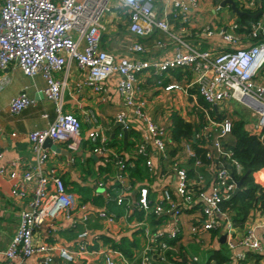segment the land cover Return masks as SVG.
I'll list each match as a JSON object with an SVG mask.
<instances>
[{
    "label": "built area",
    "instance_id": "built-area-1",
    "mask_svg": "<svg viewBox=\"0 0 264 264\" xmlns=\"http://www.w3.org/2000/svg\"><path fill=\"white\" fill-rule=\"evenodd\" d=\"M0 1V83L5 81L2 75L11 65L29 78L41 74L46 84L44 96L55 105L56 111L49 126L27 136L36 154L35 165L21 173L0 168V176L17 179L32 189L28 208L17 215L18 227L4 253V264H20L36 255L42 256L41 264H52L54 251L61 264H76V259L82 264H93L92 261L99 258L104 264L162 263L172 249L171 242L180 233L182 215L190 210L196 211V226L192 227V233L219 228L221 234L226 235L225 245L231 258L229 264L244 263L247 252H264V234L259 236L255 229H251L234 239L229 216L221 208V203L229 200L237 190L235 177L243 171L227 144L234 120L222 107L230 101L240 104L251 116V122L246 125L248 133L264 137L263 16L248 22L247 26L240 25L236 18L225 27H204L195 34L197 44L190 45L182 36L186 33L184 24L189 21L190 8L196 6L197 0H167L170 11L166 18L159 17L153 0ZM232 1L242 13L255 12L264 5V0ZM114 7L127 15L129 34L145 39L157 32L164 33L177 42L175 52L168 57H147L144 46L136 43L127 47L125 54L116 60L100 45L103 18ZM221 9V6L216 7L217 12ZM260 11L264 14V10ZM170 15L183 18L174 25L168 21ZM171 28H176L177 37L170 34ZM212 38H217L225 47L199 48L201 40ZM156 46L161 49L165 44L157 43ZM70 60L87 71L86 85L96 92L102 90L107 80L118 77L116 90L121 109L113 123L120 128L119 141L123 140L125 132L128 134L133 127H141L142 134L135 145L134 156L142 157L148 177L161 186L156 189L136 187L134 203L128 198L132 187L128 184L130 173L127 170L134 168L133 163L117 157L99 126L87 134L88 152L99 163L111 164L113 171L110 174L107 171L93 181V198H102L106 207L112 202L122 208L123 218L135 213L141 215L142 220L135 223L146 243L141 256L128 258L111 243L97 249L90 247L86 242L90 233L85 227L90 217L94 215L95 219L112 224L118 220L117 216L105 207L94 210L93 198L78 202L68 193L55 169H43L48 160V152L44 149L46 140L61 144L70 153L71 163L75 162L84 142L80 120L73 114L62 112L63 83L55 78V74L67 68ZM174 71H187L190 79L184 87L172 83L165 86L164 91L184 89L202 115L201 122L195 121L199 129L189 142L174 141L170 129L157 125L146 113L145 102L135 95L139 75L146 73L160 79ZM190 89L195 91L193 95L189 94ZM196 97L201 98L208 108L196 103ZM33 103L22 92L11 99L8 111L17 115ZM210 109L221 112L222 116L214 118ZM169 145L174 150H182V156H171L174 153L169 152ZM196 146L203 149L201 156L195 152ZM252 175L258 185H264V168ZM12 194L21 199L26 197V192L19 190L17 185ZM76 210L80 212L79 217H75ZM58 218L66 223L67 229L76 228L77 223L84 226L76 236L78 239L73 249L35 242L34 233L44 225L53 233L58 230L55 228ZM161 219L169 222L167 231L154 224ZM93 238L100 241L98 234ZM199 263L197 256H191L188 262Z\"/></svg>",
    "mask_w": 264,
    "mask_h": 264
},
{
    "label": "crops",
    "instance_id": "crops-1",
    "mask_svg": "<svg viewBox=\"0 0 264 264\" xmlns=\"http://www.w3.org/2000/svg\"><path fill=\"white\" fill-rule=\"evenodd\" d=\"M183 1L187 2L188 0ZM223 1L226 0H197L196 6L190 8L189 21L185 24L186 33L182 36L188 44H197L195 34L202 28L225 27L237 18L231 10L230 4L221 5ZM153 3L160 18L168 17L170 5L167 0H153ZM217 6L222 7L219 12L216 11ZM168 21L172 23L170 16ZM127 25V15L117 7H114L103 18L100 45L103 50L113 54L116 60H119V57L125 54L127 47L136 43L144 46L147 57H168L175 52L177 42L172 37L157 32L151 37L137 39L128 33ZM170 34L177 37L176 28H171ZM157 43H164L165 47L160 49L156 46ZM212 46L225 47L224 44L221 45L217 38H212L201 40L199 48L201 47L204 50L213 49ZM67 62V68L55 74V78L63 83L62 112L73 114L80 120L84 142L87 141L88 132L97 126L102 129L109 141L112 139L119 141L117 135L120 128L113 123L114 118L121 109L116 90L118 77L107 80L102 86V90L96 92L91 86L86 85L87 71L80 68L74 60ZM179 72H171L160 79L143 73L138 76L137 80L136 98L145 102V111L148 116L157 125L167 129L171 128L172 115L177 113L183 117V112L188 104V97L186 96L188 94L175 90L171 92L164 91V87L172 83L186 85L190 75L185 76L183 72ZM2 76L5 81L3 80L4 82L0 83V152L2 154L0 168L3 167L6 171L21 173L35 165L36 161V154L27 136L32 131L45 129L53 122L56 115L55 105L44 96L43 91L46 84L41 74L29 78L18 67L11 65ZM187 76L189 77L186 78ZM22 92L34 103L19 114L11 115L8 111L9 103L11 99ZM188 92L193 95L195 91L190 89ZM132 132L138 135V139L135 138L134 140L133 135L128 138L127 134L126 142H134L136 145L142 134L141 127H133L129 133ZM121 141L124 142V137ZM84 142L81 150L76 154L74 163L69 161L71 155L61 144L51 142L44 146V149L48 152V160L43 165V169L45 171L55 169L64 182L68 193L74 199H78V202L90 201L93 198V181L107 171L109 174L113 172L112 166L108 167L109 170L107 171L99 170V160L88 152ZM112 149L116 151L115 147ZM123 152L126 158L134 156L135 146L133 148L128 147ZM145 181L146 183L138 181L131 183L129 179L128 184L132 187L128 196L130 203H134L136 199V187L147 186L156 189L161 186L149 177ZM15 185L18 186L19 190L26 192L25 198L21 199L12 194ZM31 192L30 185L22 184L17 179L12 180L7 175L0 176V264L5 263L4 253L18 227L17 215L21 210L28 208ZM93 201L94 210L105 207L109 212L114 213L118 220L115 223L108 224L95 219L92 215L89 223L85 226L90 233L86 238V242L90 247L97 249L104 244L108 245V241L112 243L114 240L118 241L120 237H126L133 243V247L130 248V257L141 256L146 243L141 235L140 227L135 225L136 221L142 220L141 215L135 213L123 218L124 210L122 208L119 207L120 213H118V211H115L116 206H113L115 209H111L112 206L111 208L104 206L100 197L93 198ZM195 212V210L184 212L181 217L180 233L176 240L171 242L172 249L167 253V260L157 264H188L191 256H197L200 260L199 264H206L210 251L217 246V238L219 239L222 235V231L220 230V235H213L211 231L203 230L192 233V227L196 226ZM79 216L80 212L76 210L75 217ZM58 222L55 226L58 230L55 233L47 225L37 230L34 233L35 242L38 244L50 243L57 247L73 249L74 243L78 239L76 236L84 226L77 223L76 228L67 229L68 227L62 219L58 218ZM168 223L165 219L156 222V224H159L158 227L164 231L168 230ZM263 223L264 215L260 212H252L244 229H233L231 236L238 239L251 229H255V232L262 236L264 234ZM96 234L99 235L100 241L94 240L93 235ZM52 254V264H61L57 252L54 251ZM41 262L42 256L36 255L21 261L20 264H41ZM75 262H77L76 264L83 263L78 259ZM92 263L104 264L100 258L95 259ZM116 264H121V262ZM247 264H253V262H247Z\"/></svg>",
    "mask_w": 264,
    "mask_h": 264
},
{
    "label": "trees",
    "instance_id": "trees-1",
    "mask_svg": "<svg viewBox=\"0 0 264 264\" xmlns=\"http://www.w3.org/2000/svg\"><path fill=\"white\" fill-rule=\"evenodd\" d=\"M260 10H264V5L261 6V9H258L255 12L248 11L245 12L241 17L237 16V22L242 26H247L248 22L256 20L251 18L249 15L261 12ZM170 17L172 18V23L174 25L183 18L181 15H176L175 17L170 15ZM258 18H260V16ZM179 73H181V71ZM184 74L185 76L189 75L187 71L184 72ZM198 102L202 108H208L207 104L204 103L201 98H199ZM195 110L199 112L197 108H195ZM209 113L216 119L222 116L221 112L218 111L216 113L212 109H210ZM199 115L201 114L199 113ZM194 120L195 119L189 118L187 114L183 115V117L177 113L173 114L170 128L172 139L179 143L189 142L192 134L199 129L197 122ZM132 135L134 136V140L135 138L138 139V135L135 132L128 133V138H130ZM87 142L88 141L84 142L86 147L89 146L87 145ZM227 144L230 145L235 158L242 165L243 171L241 175L235 177L237 184L239 183V187L229 200L221 203V208L228 214L233 229H244L252 212H260L264 215V187L258 185L252 175L254 172L264 168V137L261 138L257 135L249 134L246 130V122L243 120H238L233 121L232 131ZM108 145L110 148L115 147V152L118 158H122L128 163H133L134 168H127L128 172L130 173L129 177L131 183L133 181L146 183L145 180L148 179V174L146 173V167L145 164H143L144 160L142 157L131 156L130 158H126L124 156V149L127 150L128 147L133 148L135 143H129V141H127L125 144L123 141L112 139L109 141ZM194 148L197 155L201 156L203 149L200 146H196ZM163 164L164 163H162V165ZM110 166L111 164L103 165L100 163L99 170L107 171L109 170L108 167ZM99 201L101 200L99 199ZM111 206L115 207V204L110 202L107 205L109 208H111ZM114 207L111 209L117 208L118 210L115 209V211L120 213V208ZM211 232L213 235H220L219 228L212 230ZM110 242L111 241H108V243ZM111 244L114 249L119 250L126 257L131 256L130 248L133 247V243L130 242L126 237H120L117 243L112 242ZM230 261V253L228 252L226 245H221L219 243V239L217 238V246L210 251L206 264H229ZM261 261H264V252L262 254L247 252L245 262H239L238 264H246L247 262H253V264H262Z\"/></svg>",
    "mask_w": 264,
    "mask_h": 264
},
{
    "label": "rangeland",
    "instance_id": "rangeland-1",
    "mask_svg": "<svg viewBox=\"0 0 264 264\" xmlns=\"http://www.w3.org/2000/svg\"><path fill=\"white\" fill-rule=\"evenodd\" d=\"M188 77L189 76H187L186 78H188ZM183 91H184V89H182V91H179V92L182 93ZM198 100H199V97H196V103H199ZM187 102H188V104L185 108V111L183 112L184 115L187 114L189 118L195 119L194 121L201 122L202 117H201V115H199V112H197L195 110V106L193 105V101L190 97L187 98ZM188 107H191V108H188ZM222 108L225 109V111H226L225 114L229 115L234 121L243 120L246 122V125L251 122V116L249 115L247 110L235 101H230L225 107L223 106ZM169 146H170L169 152L173 151V153H174L171 156H174L175 154L182 156V154H183L182 150H180V149L174 150L172 148L173 146H171V145H169ZM261 263L264 264V261H261Z\"/></svg>",
    "mask_w": 264,
    "mask_h": 264
},
{
    "label": "water",
    "instance_id": "water-1",
    "mask_svg": "<svg viewBox=\"0 0 264 264\" xmlns=\"http://www.w3.org/2000/svg\"><path fill=\"white\" fill-rule=\"evenodd\" d=\"M225 4H230L231 10H232L234 13H236V15H237L238 17H241V16L244 14V13L238 11V9L235 7V5H234V3H233L232 0H226V1H223V2L221 3V5H225ZM262 14H263L262 12H258V13H255V14H253V15H249V16H250L251 18H253V19H257L259 16H263V18H264V14H263V15H262ZM126 139H127V133L125 132V133H124V143H125V144H126ZM49 143H51V141H50V140H46L45 143H44V146L48 145ZM244 176H245V175H244ZM237 187H239V183L237 184ZM225 240H226V235H225V234H223V235H221V236L219 237V243H220L221 245L225 244Z\"/></svg>",
    "mask_w": 264,
    "mask_h": 264
}]
</instances>
